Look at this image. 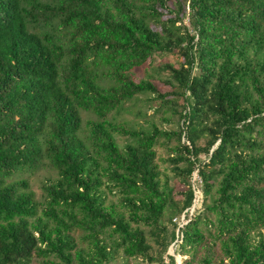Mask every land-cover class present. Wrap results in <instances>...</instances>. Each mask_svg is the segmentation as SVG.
I'll return each instance as SVG.
<instances>
[{"label": "trees", "instance_id": "1", "mask_svg": "<svg viewBox=\"0 0 264 264\" xmlns=\"http://www.w3.org/2000/svg\"><path fill=\"white\" fill-rule=\"evenodd\" d=\"M53 21L61 39L31 30ZM165 53L167 79L137 77ZM146 93L183 122L170 174L168 134L110 118ZM45 165L42 205L14 177ZM153 238L186 264H264V0H0V264L159 263Z\"/></svg>", "mask_w": 264, "mask_h": 264}, {"label": "rangeland", "instance_id": "2", "mask_svg": "<svg viewBox=\"0 0 264 264\" xmlns=\"http://www.w3.org/2000/svg\"><path fill=\"white\" fill-rule=\"evenodd\" d=\"M42 3H51V1L54 0H40ZM181 33L185 34L187 29L191 34H194V31L192 30V27L190 25V21L187 18L183 22V26L181 23H178L176 25ZM182 26V27H181ZM32 31H41L43 33H48L50 35H53L59 39L64 37V29L63 27H60L58 21H53L49 24H46L44 22H38L36 28H31ZM183 59L175 54H155L153 58L144 66L139 67L135 70L137 73V77H144L145 72H149L150 74L154 75L155 77L161 78V79H167L169 72L164 69V65L171 64L175 67H179V64L182 63ZM100 84L103 87H107L108 85H111V81L108 78H102L101 81H99ZM152 96L148 93L141 94L137 97H135L133 100L127 102L124 104V107L120 110L119 113L112 115L110 118H116L119 121H128L130 125H133L137 128H149L150 125H148V122H153L156 124L160 130H162L164 133L168 134L169 137H161L160 141L157 144V152L159 155L161 168L168 174H170L168 171L172 170V163H169L170 159L177 158L179 156V152L177 149L184 144L183 139L179 141L176 136H173L175 132H178L179 129L183 127V122L180 119V117L177 114H174L172 111L166 108H160L152 106ZM84 119H95L94 115L87 113L84 114ZM117 139L118 144L123 148L129 143H133L134 140L131 138H125L120 135L115 136ZM167 160V161H164ZM202 160V159H201ZM203 162V160H202ZM57 173L53 169H51L48 165L43 166L39 170L35 172H25L18 174L14 177L15 180L23 179L28 180L31 186V189L35 192L36 198L38 201L42 203V205H45L46 200V194L43 190L42 185L45 183V181L48 178L56 179ZM176 177L172 175V178L170 180V186L175 187L176 186ZM112 200L117 202L118 195H111L109 194ZM171 215V213H170ZM211 220L215 221L217 220L215 216L211 217ZM167 222V220H166ZM167 227H169L170 233L167 239L168 244L171 242L172 237V224L165 223ZM202 228L205 230V236L207 238V241L210 243L213 242L214 238L210 235L211 233H214L215 231L214 227L211 226H202ZM73 235L75 236L77 242L79 244L85 245L87 243V239L83 236H85V233H83L80 229H75L73 232ZM157 239L153 238L151 240L152 246L154 248V254L153 258L162 259L159 263H153L148 259L144 258H130V259H117L115 261H112L107 264H173L171 260H169V257H173L175 259L174 264H186V262L190 261V253L192 251L186 250L183 254L176 253L173 249L167 250L168 252L165 253L164 247H162L160 241H156ZM215 242V241H214ZM219 245V243H217ZM210 246V245H209ZM205 247V246H203ZM203 247H200V255L203 256L205 251ZM123 256V255H121ZM197 264V263H195Z\"/></svg>", "mask_w": 264, "mask_h": 264}, {"label": "built area", "instance_id": "3", "mask_svg": "<svg viewBox=\"0 0 264 264\" xmlns=\"http://www.w3.org/2000/svg\"><path fill=\"white\" fill-rule=\"evenodd\" d=\"M197 201L200 202V203H202V200H201V199H198ZM200 203H199V204H200ZM174 221H175L177 224H179L180 227H182V226L185 224V222H184V218H183L181 221H179V220H177V219H175Z\"/></svg>", "mask_w": 264, "mask_h": 264}]
</instances>
